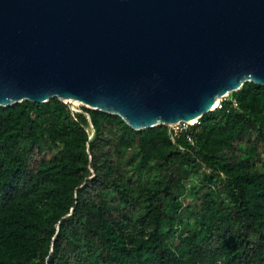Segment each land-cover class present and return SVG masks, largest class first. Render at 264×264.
Here are the masks:
<instances>
[{
    "label": "trees",
    "instance_id": "obj_1",
    "mask_svg": "<svg viewBox=\"0 0 264 264\" xmlns=\"http://www.w3.org/2000/svg\"><path fill=\"white\" fill-rule=\"evenodd\" d=\"M231 96L173 141L56 98L0 106V264H264V86Z\"/></svg>",
    "mask_w": 264,
    "mask_h": 264
},
{
    "label": "water",
    "instance_id": "obj_2",
    "mask_svg": "<svg viewBox=\"0 0 264 264\" xmlns=\"http://www.w3.org/2000/svg\"><path fill=\"white\" fill-rule=\"evenodd\" d=\"M246 81L264 86V0H0L2 107L76 99L142 130Z\"/></svg>",
    "mask_w": 264,
    "mask_h": 264
},
{
    "label": "rangeland",
    "instance_id": "obj_3",
    "mask_svg": "<svg viewBox=\"0 0 264 264\" xmlns=\"http://www.w3.org/2000/svg\"><path fill=\"white\" fill-rule=\"evenodd\" d=\"M246 82H248V81H246ZM233 92V91H232ZM232 92H229V93H227V95H225L223 98H221V100H228V101H232L233 99H232V96H231V93ZM66 105H67V107H68V109H70V110H73V109H75V110H80V105H72V104H70V103H67L66 102ZM86 108V107H85ZM91 110V109H90ZM74 111V110H73ZM167 126V130H168V125H166ZM179 127H181V126H179ZM182 128V127H181ZM176 130H178V129H176ZM76 180L77 181H79L80 180V178H76ZM35 212V211H34ZM36 213V221L37 222H41L44 218H46L48 215H49V211H48V209H47V206L46 205H41V206H39L38 207V209H37V211L35 212ZM34 219V218H33ZM35 220V219H34Z\"/></svg>",
    "mask_w": 264,
    "mask_h": 264
},
{
    "label": "bare ground",
    "instance_id": "obj_4",
    "mask_svg": "<svg viewBox=\"0 0 264 264\" xmlns=\"http://www.w3.org/2000/svg\"><path fill=\"white\" fill-rule=\"evenodd\" d=\"M248 78H253V77H248ZM225 95H227V94H224V96ZM221 100V98H219V97H217L215 100H214V102H213V104L210 106V108L209 109H212V108H215L217 105H218V103H219V101ZM64 102H67V103H70V104H74V105H84V106H86L85 104H83L82 102H80V101H78V100H66V101H64ZM196 121V119H193V120H191V121H189V122H186L187 123V125L188 124H192V123H194ZM172 124H176V123H168L167 125H172Z\"/></svg>",
    "mask_w": 264,
    "mask_h": 264
},
{
    "label": "built area",
    "instance_id": "obj_5",
    "mask_svg": "<svg viewBox=\"0 0 264 264\" xmlns=\"http://www.w3.org/2000/svg\"><path fill=\"white\" fill-rule=\"evenodd\" d=\"M73 110L77 111L75 109H73ZM185 124H187V123H176V124L168 125L167 132H168V136H169L171 141H173L174 135L181 129V127L183 128L185 126ZM179 126H181V127H179ZM176 129H178V130H176ZM187 140H189V138H187Z\"/></svg>",
    "mask_w": 264,
    "mask_h": 264
}]
</instances>
